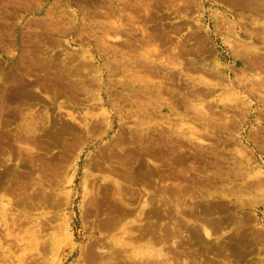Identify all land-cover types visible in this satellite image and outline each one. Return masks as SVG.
Masks as SVG:
<instances>
[{
    "label": "rangeland",
    "instance_id": "1",
    "mask_svg": "<svg viewBox=\"0 0 264 264\" xmlns=\"http://www.w3.org/2000/svg\"><path fill=\"white\" fill-rule=\"evenodd\" d=\"M263 15L264 0H0L1 264H131L118 241L143 239L122 226L153 223L158 236L170 223L158 193L193 197L185 203L214 221L211 238L185 235L177 249L154 242L166 256L264 264ZM117 181L124 199L135 194L127 207L147 189L164 219L135 224L132 204L110 209ZM63 213L73 244L58 229ZM97 237L125 257L103 259Z\"/></svg>",
    "mask_w": 264,
    "mask_h": 264
},
{
    "label": "bare ground",
    "instance_id": "2",
    "mask_svg": "<svg viewBox=\"0 0 264 264\" xmlns=\"http://www.w3.org/2000/svg\"><path fill=\"white\" fill-rule=\"evenodd\" d=\"M127 3V2H126ZM261 7V6H260ZM260 9V8H259ZM262 9V8H261ZM263 10V9H262ZM120 11H121V9H120ZM262 12V11H261ZM260 12V13H261ZM118 14V13H117ZM262 14V13H261ZM260 14V15H261ZM264 16V15H263ZM127 18H128V16H127ZM135 18V17H134ZM130 21H132V20H130ZM129 25H130V23H129ZM263 26H264V22H263V24H262ZM54 29V28H53ZM142 30H143V28H142ZM50 32V31H49ZM117 32V31H116ZM131 32V31H130ZM147 32V31H146ZM109 34V33H108ZM117 35H118V33H116ZM120 34V33H119ZM131 34V33H130ZM260 34V33H259ZM261 34H263V33H261ZM149 35V34H148ZM114 36V35H113ZM152 36V35H151ZM261 36V35H260ZM264 36V35H263ZM107 38H112V37H107ZM147 39V38H146ZM250 39V38H249ZM264 39V38H263ZM107 40V39H106ZM120 41V40H119ZM124 41V40H123ZM125 42H128V41H125ZM119 43V42H118ZM122 43V42H121ZM120 44V43H119ZM128 44V43H127ZM126 44V45H127ZM105 49V48H104ZM252 55V54H251ZM254 55V54H253ZM257 57V56H256ZM120 59V58H119ZM118 60V59H117ZM125 61V60H124ZM253 62V61H252ZM125 64V63H124ZM91 65V64H90ZM111 65V64H110ZM113 67V66H112ZM117 67V66H116ZM132 67V66H131ZM137 67V66H136ZM115 68V67H114ZM113 69V68H112ZM101 70V69H100ZM114 72V71H113ZM145 72H146V70H145ZM257 76L255 75V78H256ZM6 80V79H5ZM229 81H231V80H229ZM4 82V81H3ZM36 82V81H35ZM248 82V81H247ZM258 82V81H257ZM261 82V81H260ZM6 84H7V82H5ZM40 83V82H39ZM153 83H155V82H153ZM13 84V83H12ZM16 84V83H15ZM24 84V83H23ZM20 85V84H19ZM35 85V84H34ZM10 86V85H9ZM13 86V85H12ZM16 86V85H15ZM17 86H18V83H17ZM21 86V85H20ZM24 86L26 87V85L24 84ZM36 86V85H35ZM82 86V85H81ZM161 86V85H160ZM235 86V85H234ZM239 86V85H238ZM23 87V86H22ZM13 89H15V88H17V87H12ZM18 88H19V86H18ZM21 88V87H20ZM19 88V89H20ZM210 88V87H209ZM11 89V88H10ZM12 92H13V90H11ZM15 91V90H14ZM16 91L18 92V90L16 89ZM15 91V92H16ZM12 92H11V97L14 95L15 97H17L16 95H15V92H13V95H12ZM20 92H21V90H20ZM20 92H18V93H20ZM17 94V93H16ZM9 95V96H10ZM18 95V94H17ZM136 95V94H135ZM255 95V94H254ZM257 95V94H256ZM10 97V98H11ZM12 98H14V97H12ZM11 98V99H12ZM95 98V97H94ZM8 99V98H7ZM249 99V98H248ZM8 100H10V99H8ZM8 103V102H7ZM12 103H13V101H12ZM1 104H2V102H1ZM8 104H10V103H8ZM5 105H7V104H5ZM62 106V105H61ZM50 111V110H49ZM107 112V111H106ZM108 112H110V111H108ZM107 112V113H108ZM103 113H105V111L103 112ZM31 114V113H30ZM67 115H68V117L69 118H71V119H74L73 117H71V113L69 114V113H67ZM18 116V115H17ZM35 116V115H34ZM33 116V117H34ZM46 117V116H45ZM49 117V116H48ZM63 117V116H62ZM106 118L107 116L104 114V116H103V118ZM32 119V118H31ZM34 119H35V117H34ZM37 119V118H36ZM68 119V118H67ZM76 119V118H75ZM107 119V118H106ZM39 120V119H38ZM49 120V119H48ZM68 120H70V119H68ZM84 120V119H83ZM94 120V119H93ZM99 120H101V118L99 119ZM99 120H98V122H99ZM29 121H32V120H29ZM34 121V120H33ZM90 121V120H89ZM92 121V120H91ZM95 121H97V120H95ZM106 121V120H105ZM35 122V121H34ZM33 122V123H34ZM36 122H38V121H36ZM94 122V121H93ZM32 122L31 123H29V124H27V125H30V124H33ZM81 123H83V122H81ZM87 123V122H86ZM92 123V122H91ZM102 123H104V122H102ZM102 123H100L101 125H102ZM35 124V123H34ZM33 124V125H34ZM95 124V123H94ZM99 124V123H98ZM105 124V123H104ZM106 124L108 125V127L110 126V121L109 120H107L106 121ZM36 126L38 125L37 123L35 124ZM35 125L33 126L34 128H35ZM92 125V124H91ZM90 125V126H91ZM100 125V127H101V129H102V126ZM95 125H93V127H94ZM27 127V126H26ZM38 127V129H39V126H37ZM36 127V128H37ZM99 126H98V128H100ZM107 127V126H106ZM34 128L33 129H31V130H28L27 131V129H25V131H26V133H28L29 131H32L33 133H35V132H37V130L34 132ZM86 129H87V127H85ZM92 128V127H91ZM97 128V127H96ZM29 129V128H28ZM100 129V130H101ZM93 131L95 130L94 128L92 129ZM108 130V129H107ZM22 131V130H21ZM20 131V132H21ZM96 131H97V129H96ZM90 132V131H89ZM32 133V134H33ZM88 133V132H87ZM21 134V133H20ZM23 134H24V132H23ZM23 134H21L22 135V137H23ZM31 134V135H32ZM37 134V133H36ZM52 133H50V135H51ZM26 135V134H25ZM47 135H49L48 133H47ZM28 136H29V134H28ZM33 136V135H32ZM34 136H37V135H34ZM25 138H26V136H24ZM48 137V136H47ZM52 137V136H51ZM29 139L31 138V137H28ZM28 138H26V139H28ZM37 138V137H36ZM28 139V140H29ZM53 139V138H52ZM34 140V139H33ZM27 141V140H26ZM158 144V143H157ZM28 149H29V147H28ZM30 149H31V147H30ZM27 150V149H26ZM31 150H33V149H31ZM30 150V151H31ZM35 152H37V151H35ZM31 153V152H30ZM39 154V153H38ZM40 155V154H39ZM49 157V156H48ZM40 158V157H39ZM40 159H42V157L40 158ZM149 160V159H148ZM151 160V159H150ZM150 162V161H149ZM36 163H37V161H36ZM87 163V162H86ZM151 164V163H150ZM140 165V164H139ZM156 165V164H155ZM43 166V165H42ZM56 166V165H55ZM257 166V165H256ZM58 167V166H57ZM56 167V168H57ZM174 168V167H173ZM53 169H55V167L54 168H52V170ZM44 170V169H43ZM48 170V169H47ZM55 171V170H54ZM53 171V172H54ZM45 172V171H44ZM47 173H49L48 171H47ZM179 173V172H178ZM259 173V172H258ZM262 173V172H261ZM56 173L54 172V175H55ZM41 175H43V174H41ZM52 175H53V173H52ZM53 175V176H54ZM44 176H46V175H44ZM55 177V176H54ZM131 177V176H130ZM40 178H41V176H40ZM70 178V177H69ZM38 179V178H37ZM41 179H44V177L43 178H41ZM118 179V178H117ZM46 180V179H45ZM126 180H128V179H126ZM208 180V179H207ZM70 181V179H68L66 182H69ZM97 181V180H96ZM106 181V180H105ZM129 181V180H128ZM254 181V180H253ZM43 182V181H42ZM51 182V181H50ZM209 182V181H208ZM47 183V182H46ZM56 183V182H55ZM90 183V182H89ZM104 183V182H103ZM154 183H155V181H154ZM160 183V182H159ZM164 183V182H163ZM255 183H256V181H255ZM263 183V182H262ZM87 184H88V182H87ZM114 184L116 185L115 187H111V188H115V189H117V190H114V191H117V192H114L112 195H116V193H117V195H116V197H115V199H116V201L117 202H115L114 204H112L111 205V208L110 209H112V206H114L115 204H118V207L117 208H115V209H118V210H116V211H118V213H119V210H120V212L121 211H124V210H121V208L122 209H126L127 210V208L129 207V206H131V204L133 205V203H131L134 199H135V201H136V197H133L135 194H133L134 192H132V194L131 195H133L132 196V198H134V199H132V200H130L131 198H129L128 200L129 201H131L130 203H129V206L127 207V205H128V200H127V197L129 196H131V195H128L125 199H126V201H125V199L123 198L124 196L123 195H125V193L127 192H124L123 194H122V191L123 190H121L120 189V186L118 185V184H120V185H123L122 183H118V181L117 182H114ZM157 185H158V183H156ZM173 184H176V182L175 183H173ZM260 184V183H259ZM45 185V184H44ZM112 185V184H111ZM145 185H146V183L144 184V187H145ZM148 185V184H147ZM146 185V186H147ZM160 185V184H159ZM169 185V184H168ZM171 185V184H170ZM48 186V185H47ZM52 186V185H51ZM70 186V185H69ZM162 186H164V185H162ZM42 187V186H41ZM88 187H90V186H88ZM99 187V186H98ZM102 186H100V188H101ZM104 187H107L106 185H104ZM117 187V188H116ZM167 187V186H166ZM174 187V186H173ZM24 188V187H23ZM122 188H123V186H122ZM128 188V187H127ZM129 188H130V186H129ZM155 188V187H154ZM161 188V187H160ZM163 188V187H162ZM87 189V188H86ZM98 189V188H97ZM106 189V188H105ZM109 189H110V187H109ZM164 189V188H163ZM175 189H176V187H175ZM96 190V189H95ZM104 190V189H103ZM113 190H112V192H113ZM126 190H128V189H126ZM143 190V189H142ZM44 191V190H43ZM99 190H97V192H98ZM104 191H108V187H107V190H104ZM131 191H132V189H131ZM143 191H145V193H146V195L144 196V197H142L143 199L141 200L140 199V201H138V202H135V203H137V204H135V205H133V207H135V208H137V209H135V208H133L132 206V208L133 209H130V207L128 208V209H130V210H127V211H129V213H128V215H130V213H131V216L135 213V216H132L134 219H133V223H135V224H141L142 222H143V220H146V219H149V218H153V219H157V222L158 221H160L161 219H164V216H163V218H159V216L160 215H162V212H161V214H159L158 212H160V211H163L164 210V212H163V215H165L166 217H168V219H170V223H169V225L166 223V225H168L166 228H161L160 227V233L158 234L157 232V235L158 236H156V234H154V232H155V229H154V224L152 223V224H149V220H148V224L149 225H143L144 227H142V225H140V227H137V230H136V228H135V230H133V231H137V233H132L133 231H131V229H130V227L128 228V227H126L125 225L124 226H122V233L125 235V237H128V238H130L131 236H135L136 237V239H138L137 241H139V239H140V241H141V239H143L144 240V238H145V240L147 239V241H146V243H144L143 242V240H142V242L145 244V245H141V247L138 245V242L137 243H135V245L133 244V243H131V242H129V243H123L122 242V239H120L118 242L121 244V246L123 245V246H126V247H124L123 248V250L122 251H126V252H128V254H126L125 256L122 254V253H120V254H122L123 255V257H125L127 260H129V262L131 263V264H192L191 262H193L192 261V259L194 260V257L191 259V258H189L190 256H188V258L189 259H191V262H189V260H186L185 258H179V257H177V256H175L174 255V253H173V255H170V256H166V252H167V250H166V252H164L163 251V249L162 248H155L154 247V245L153 244H155L154 242H156V243H158V242H162V241H168V244H169V241H170V244H169V246L171 247H173L174 249H177L178 248V246L179 245H182L181 244V241H182V239L183 238H185V237H187V236H185V235H188L190 238L192 237V236H194V235H198L199 233H202V235L204 236H202L203 238H211V236H212V227L210 228V225L212 226V223L214 222V221H212V223H209V227L206 225V224H208V221H206V219H207V217H205V220H204V216L201 214V212H200V210L198 209V208H196V210H195V208H194V205H195V203H194V205H192V206H190V205H187V203H188V201L185 203V200H189L190 202V204H193L192 202H194L195 200L193 199V197H190V196H187V197H185V196H183L182 194V196H173V200H171L170 199V196H172V195H169V194H167V196L169 195V197H167V196H165L166 194V192H164L163 194H165V195H162L161 193H158V194H156L158 197H157V199L156 200H158L159 201V204L158 205H155V207L157 206H162L163 205V207H162V209L160 210V211H158V209L156 208V209H154V204L152 203L153 202V200H151V199H149V193L147 192V189L145 190H143ZM24 192V191H23ZM36 192V191H35ZM41 192V191H40ZM99 192H101V191H99ZM103 192V191H102ZM109 192V191H108ZM136 192V191H135ZM152 192V191H151ZM155 192V191H154ZM181 192V191H180ZM51 193V192H50ZM59 193V192H58ZM91 193V192H90ZM131 193V192H130ZM175 193V192H174ZM179 193V192H178ZM41 194H43L42 192H41ZM40 194V195H41ZM47 194V193H46ZM53 194V193H52ZM86 194V193H85ZM92 194V193H91ZM95 194V193H94ZM105 194V193H104ZM111 194H110V196H111ZM126 194H128V192L126 193ZM159 194H161V196H159ZM176 194V193H175ZM35 195V194H34ZM38 195V194H37ZM51 195V194H50ZM58 195V194H57ZM177 195H179V194H177ZM30 196V195H29ZM44 196L45 195H43L42 197L44 198ZM91 196V195H90ZM106 196H109V195H107V193H106ZM109 196V197H110ZM153 196V195H152ZM26 197V196H25ZM34 197V196H33ZM38 197V196H37ZM48 197V196H47ZM56 197V196H55ZM60 197V196H59ZM93 197H95V196H93ZM99 197V196H98ZM97 197V198H98ZM114 197H112V198H114ZM222 197V199H227V197H225V196H221ZM63 198V197H62ZM65 198V197H64ZM67 198V197H66ZM91 198V197H90ZM96 198V197H95ZM94 198V199H95ZM96 198V199H97ZM99 198H102V197H99ZM172 198V197H171ZM197 198V197H196ZM17 199V198H16ZM44 199H46V196H45V198ZM50 200L52 199L51 197L49 198ZM55 199V198H54ZM58 199H60V198H58ZM68 199V198H67ZM92 200H93V198H91ZM106 199H107V201H108V198L106 197L104 200L106 201ZM110 200H111V197L109 198ZM124 199V200H123ZM152 199H153V197H152ZM66 200V199H65ZM64 200V201H65ZM156 200H154L155 202H156ZM175 200V201H174ZM53 201V200H52ZM51 201V202H52ZM62 201V200H61ZM87 201V200H86ZM90 201V200H89ZM113 200H111V201H109L110 203H113L112 202ZM152 201V202H151ZM200 201V200H199ZM46 202H48V201H46ZM45 202V203H46ZM54 202H56V200L54 201ZM91 202V201H90ZM93 202V201H92ZM104 202V201H103ZM108 202V203H109ZM154 202V203H155ZM58 203V202H57ZM61 203V202H60ZM63 203V202H62ZM94 203V202H93ZM92 203V204H93ZM96 203H97V201H96ZM100 203V202H99ZM106 203V202H105ZM109 203V204H110ZM123 203H124V205H126V208H123L124 207V205H123ZM151 203H152V205H151ZM168 203H170L169 204V206L171 205V203H172V206L174 207V213L173 214H170L172 211V209L173 208H171V206H170V208H171V210H170V208H169V206L167 207V205H168ZM182 203H183V205H182ZM6 204V203H5ZM49 204V203H48ZM51 204V203H50ZM49 204V205H50ZM65 204V203H64ZM88 204H90V203H88ZM104 204V203H103ZM102 204V205H103ZM107 204V203H106ZM138 204H140V207H139V209H138ZM156 204V203H155ZM185 204V205H184ZM198 204H199V202H198ZM58 205V204H57ZM62 205V204H61ZM91 205V204H90ZM89 205V206H90ZM96 205V204H95ZM95 205H93V207H94V209L93 210H96V211H98V209H97V207H96V209H95ZM119 205H121V208L119 207ZM96 206H99L98 204L96 205ZM101 206V205H100ZM106 206V205H105ZM109 206V205H108ZM183 206V207H182ZM92 207V206H91ZM115 207H116V205H115ZM90 208V207H89ZM100 208H102V207H100ZM99 208V209H100ZM168 208H169V210L171 211L170 213H169V211H168ZM213 208V207H212ZM104 209V208H103ZM109 209V210H110ZM93 210H91V211H93ZM102 210V209H101ZM100 210V211H101ZM109 210H108V212H109ZM131 210H133V212H134V210L135 211H137V212H134L133 214H132V211ZM213 210V209H212ZM95 211V212H96ZM103 211V210H102ZM106 211H107V209H106ZM115 211V210H114ZM113 211V212H114ZM215 211V210H214ZM213 211V212H214ZM94 212V211H93ZM99 212V211H98ZM111 212H112V210H111ZM110 212V213H111ZM107 213V212H106ZM110 213H108V214H110ZM117 213V212H116ZM113 214V213H112ZM111 214V215H112ZM123 214H125V213H123ZM127 214V213H126ZM103 215H105V213L103 214ZM116 215V214H115ZM120 215H122V213L120 214ZM189 215H191V217H193L192 219L189 217H187V216H189ZM110 215H108V217H109ZM157 216H158V218L160 219V220H158V218H157ZM108 217H106L105 219H107ZM111 217H114V216H110L109 217V220H108V224H109V221H110V218ZM135 217H136V219H135ZM236 217V216H235ZM60 220H61V224L58 226V229H59V231H61L63 234H64V239H65V241L63 242V243H67V244H73L74 243V239H73V236H72V232H71V230H70V227H69V221H68V216H67V214L66 213H63V214H60ZM117 218V217H116ZM230 218V217H229ZM104 219V218H103ZM153 219H152V221H153ZM151 220V219H150ZM231 220V219H230ZM105 222L107 221V220H104ZM112 221V220H111ZM110 221V222H111ZM147 221V220H146ZM151 221V222H152ZM164 221V220H163ZM166 221V220H165ZM167 221H169V220H167ZM205 221V222H204ZM232 221V220H231ZM235 221V220H234ZM39 222V221H38ZM41 222V221H40ZM101 223H104V226H103V224H101L102 226H103V228L107 225L105 222H102V221H100ZM113 222H114V220H113ZM115 222H117V221H115ZM114 222V223H115ZM207 222V223H206ZM236 222V225L237 224H240L239 223V221H235ZM241 222H242V220H241ZM132 223V225H134ZM161 223V222H160ZM204 223H206V224H204ZM234 223V222H233ZM97 224H98V222H97ZM116 224V223H115ZM145 224H146V222H145ZM157 224V223H156ZM216 224V223H215ZM226 224V223H225ZM242 224V223H241ZM256 224V223H255ZM110 226L112 225V224H109ZM163 225V224H162ZM166 225H164V226H162V227H165ZM227 225V224H226ZM233 225V224H232ZM100 226V225H99ZM214 226V225H213ZM220 226V225H219ZM228 226V225H227ZM240 226V225H239ZM55 227V226H54ZM101 227V226H100ZM100 227H98V228H100ZM107 227V226H106ZM105 227V230H107V228ZM111 227H113V226H111ZM215 227V226H214ZM237 227V226H236ZM241 227H242V225H241ZM31 228V227H30ZM52 228V227H51ZM56 228V227H55ZM97 228V229H98ZM102 228V229H103ZM110 228V227H109ZM108 228V229H109ZM138 228H139V232H138ZM218 228V227H217ZM101 229V230H102ZM157 229V228H156ZM159 229V228H158ZM214 229V228H213ZM215 230V229H214ZM227 230V229H226ZM242 230V229H241ZM97 231V230H96ZM238 231H240V228H239V230ZM101 232H103V231H101ZM218 232V231H217ZM59 233V232H58ZM238 233V232H237ZM217 234V233H216ZM39 235V234H38ZM38 235H37V233L36 234H31L30 236H29V239H28V241H29V245H30V243L32 244V245H35V247L39 244L38 242ZM124 235H123V238H125L124 237ZM200 235V234H199ZM215 235V234H214ZM222 235V234H221ZM40 236V235H39ZM185 236V237H184ZM196 236H194V238L196 237ZM134 237V238H135ZM238 237V236H237ZM236 237V238H237ZM98 238V237H97ZM128 238H126V239H128ZM189 238V239H190ZM235 238V240H237ZM244 238V237H243ZM95 239V238H94ZM132 239V238H131ZM191 239H193V238H191ZM197 239H199V238H197ZM196 239V240H197ZM187 240V239H186ZM186 240H184V241H186ZM214 240V239H213ZM45 241V240H44ZM92 241H94V240H92ZM102 241V240H101ZM128 241V240H127ZM139 241V242H140ZM153 241V242H152ZM189 241V240H188ZM26 242V241H25ZM95 242V241H94ZM94 242H91V243H93L94 245H95V243ZM132 242H134V241H132ZM165 242V243H166ZM43 243V242H42ZM63 243H61V244H63ZM238 243V242H237ZM23 243H21V245H22ZM45 244H46V242H45ZM65 244H63V246L65 245ZM92 244V245H93ZM102 244H104V243H102V242H100L99 241V238H98V240H96V247L97 248H99L100 249V251L104 248V245H102ZM110 244H111V246L113 247V246H116L117 244L114 242V241H110ZM137 244V245H136ZM160 244V243H159ZM159 244H157V245H159ZM168 244H163V245H168ZM218 244V243H217ZM25 245H27V243L25 244ZM183 245H185L184 243H183ZM90 246V245H89ZM110 246V245H109ZM162 246V245H161ZM166 246H165V248H166ZM226 246V245H225ZM237 246V245H236ZM235 246V247H236ZM59 245H56V249H57V251H56V254H54L55 256V258L54 259H58L60 256H62V252H59L58 253V251H59ZM81 247V246H80ZM95 247V248H96ZM159 247V246H158ZM163 247V246H162ZM171 247V248H172ZM181 247V246H180ZM186 247V246H185ZM217 247V246H216ZM87 248V247H86ZM90 248V247H89ZM89 248H88V250H89ZM92 248V247H91ZM90 248V249H91ZM96 248V249H97ZM106 248V247H105ZM168 248V247H167ZM173 249V250H174ZM184 249H186V248H184ZM93 250V249H92ZM95 250V249H94ZM121 250V249H120ZM120 250L118 251L117 250V248H116V250H114V251H118L117 253L119 254V252H120ZM170 250V249H169ZM168 250V251H169ZM60 251H61V248H60ZM91 251V250H90ZM106 251L108 252V255L106 256L105 254H106ZM102 250L101 252H102V254L101 255H103L104 257H103V259L104 258H106V257H110V254H112L114 251H111L110 249H109V251L108 250ZM121 251V252H122ZM182 251H184V250H182ZM208 251V250H207ZM88 252V251H87ZM97 252H98V249H97ZM105 254H104V253ZM171 252H172V250H171ZM226 252V251H225ZM5 253V252H4ZM89 253H91V252H89ZM89 253H87V254H89ZM98 254H99V252H98ZM119 254V255H120ZM168 254H169V252H168ZM172 254V253H171ZM183 254V253H182ZM206 254V253H205ZM227 254V253H226ZM101 255H98V256H100V258H101ZM114 255H116V252H115V254ZM119 255H116V257H118ZM122 255H120V256H122ZM183 255H186V254H183ZM8 255H6V258H8L7 257ZM26 256V255H25ZM106 256V257H105ZM186 256V257H187ZM11 257V256H10ZM114 257V256H113ZM15 258V257H14ZM13 258V259H14ZM18 258H20V257H18ZM39 258V257H38ZM111 258V257H110ZM215 258V257H214ZM11 259H12V257H11ZM12 259V260H13ZM102 259V258H101ZM113 259V258H112ZM197 259V258H196ZM11 260V261H12ZM38 260V259H37ZM10 261V258H9V262H8V264H11L12 262ZM19 261V260H18ZM24 261V260H23ZM22 261V262H23ZM53 261H55V260H53ZM58 261V260H57ZM3 263H5L4 261H2ZM21 262V263H22ZM106 262H108V261H106ZM194 262H195V260H194ZM227 262V261H226ZM90 263V262H89ZM196 263L197 264H202V262H199L198 263V261H196ZM195 263V264H196ZM0 264H1V261H0ZM88 264V263H87ZM91 264V263H90ZM112 264V263H111ZM118 264V263H117Z\"/></svg>",
    "mask_w": 264,
    "mask_h": 264
}]
</instances>
